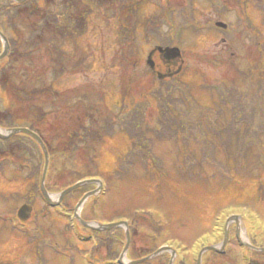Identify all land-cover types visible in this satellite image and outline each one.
I'll return each instance as SVG.
<instances>
[{
    "label": "trees",
    "instance_id": "16d2710c",
    "mask_svg": "<svg viewBox=\"0 0 264 264\" xmlns=\"http://www.w3.org/2000/svg\"><path fill=\"white\" fill-rule=\"evenodd\" d=\"M207 1L217 19L222 18L228 8L238 11L236 25L239 27L244 23L246 30L243 32L249 39V49H253L243 53L242 66L236 64L234 58L228 67L223 66L225 63L219 58L220 55L209 61L211 66H223L230 70V73L212 81L203 72L199 73L203 83L197 88L205 92L202 94L207 96L208 102L199 100L191 83L183 81L181 74L171 79L158 80L150 71L148 81L142 86L137 79L133 81L121 77L124 84L112 111L101 93H93L91 97L88 91L75 90L73 95L76 101L73 106L83 103V112L73 124V128L62 131L60 135L53 134L50 136L52 141H48L41 128L49 115L45 105L48 103L50 108L54 109L60 101L67 104L65 93L59 91L54 83L67 70L79 71L87 61L84 51L73 48V43L89 30V19L95 9L103 10L105 17L119 16L120 42L125 41L124 53L129 51L127 54L132 57L128 61L125 60L127 66L131 60L137 61L139 56L136 45L139 33L136 36L137 28L134 25H126L128 18L132 23L134 20L139 23L146 18L145 22H142L143 35L140 36L143 43L172 44L178 42L179 36L184 32L199 37L202 32H206L203 30H213L214 27L209 24L210 21L203 24L198 18L199 10L191 0L186 1L184 5L175 4L173 0H44L42 5L36 0H28L23 4L0 0V30L7 34L10 46L8 55L0 62V90L9 98L8 106L0 107V127L13 128L22 124L40 135L49 156L45 178V188L49 193H60L75 182L85 179L102 180L107 187L106 191L109 192L107 181L118 179V176H131L138 169H141L143 176L148 177L150 181L157 178V185H168L171 181L165 159L157 152L159 144L167 142L172 144L173 149L178 145L183 148L179 155L178 148L176 150L177 163L180 165L177 169L179 180L197 181L202 184L212 181L225 190L250 180L248 182H253L255 189L253 197L251 195L248 200L253 204L264 203V31L261 29L264 26V0ZM249 5L261 12V23L252 21L246 13ZM147 6H151L154 12L143 15ZM23 21L29 28L25 41L16 36V25L19 22L22 24ZM7 30L13 35L8 34ZM70 42L72 44L65 46ZM25 43L28 44L26 51ZM39 50L46 52L50 59L49 73L53 77L50 82L45 81L44 72H37V63L30 59L33 53ZM68 53L74 54L75 60L69 59ZM22 60L25 61V66L15 68L13 64ZM133 63L134 61L131 65ZM188 69L191 70L190 66ZM34 72L41 75L35 77ZM30 80H36L37 83L30 84ZM139 85L141 87L136 89ZM116 132L126 135L131 141V146L126 153L116 156L114 170L104 173L96 162L98 149L103 147L107 140L112 139ZM22 139L28 140L31 146L26 147ZM3 156L15 160L19 172H23L25 167L28 168L29 190L20 200L32 205L37 203V200H43L39 185L44 155L37 142L26 135L0 139V157ZM4 163L2 160L0 165L3 166ZM100 174H106V184L103 177H99ZM241 177L246 180L242 181ZM174 183L181 184L179 181ZM92 189V186H84L69 193L56 209H62L61 214L69 220L66 212ZM238 205L246 210L238 212L239 210H230L228 206L218 208L215 220L220 222V216L223 215L222 226L231 215H240L251 225L258 220V212L251 211L250 205ZM44 209L42 213L48 214V205H45ZM83 213L84 211L81 212L82 219ZM37 217L38 215L33 219L34 228L30 233H40ZM120 220L128 222L131 244L127 256L130 260L147 257L164 245L182 246L178 239L164 236L163 221L150 213L136 212L130 219ZM73 226L82 228L78 222L68 224L65 229L72 237L76 235ZM142 227L150 231L149 240L152 246L140 250L136 249L134 244L141 234ZM84 230L88 233L77 235L79 240L88 242L91 233L98 236L93 253L104 249L103 259L119 256L125 244V234L122 230ZM33 239V236H30L29 240ZM117 245L122 247L118 249ZM38 246V264H46L40 251L41 247ZM198 246L200 248L195 252L205 247L203 242ZM75 248L76 245L69 246L68 252L59 249L56 254L65 255L70 264H73L74 256L71 252ZM209 253L217 256V253ZM177 254L179 255L178 252ZM227 254L228 251L225 250L224 256ZM263 255H258L260 260L264 259ZM178 259L179 256L176 261ZM163 260L168 264L169 255L162 254L152 262L141 264H165ZM179 261L184 264V258Z\"/></svg>",
    "mask_w": 264,
    "mask_h": 264
},
{
    "label": "rangeland",
    "instance_id": "374dc122",
    "mask_svg": "<svg viewBox=\"0 0 264 264\" xmlns=\"http://www.w3.org/2000/svg\"><path fill=\"white\" fill-rule=\"evenodd\" d=\"M36 1L40 5L44 2V0ZM174 1L175 4L184 5L188 0ZM191 1L194 7L199 10L198 18L203 24H205L204 22L215 21L216 18L212 7L207 0ZM143 11V15H149L154 12L151 6L145 7ZM247 14L252 21L261 23V13L257 10L248 8ZM238 16L239 13L236 9L228 8L225 11L221 20L231 28L223 34L211 28L210 30H203L206 32H202L199 37H195L191 33H182L179 36V40H177L178 45L176 44L181 49L182 57L177 59L175 64L169 68L162 64L160 60L157 64L159 56L157 53L153 54L152 59L156 65L155 71L165 73L169 69L170 71L171 69L173 71L181 70L183 72L181 79L187 83H191L194 93L197 94L201 102H208L207 96L202 94L205 92L197 88L203 80L199 73L203 72L212 81L219 76L221 77V75H228L230 73V70L228 71L223 66L227 65L228 67L232 60L234 61L235 59L236 64L243 65L241 57H243V49L245 47L243 46V39L239 34L241 33L240 30H246V26L242 23L241 28L237 27L236 20L239 18ZM123 17L125 18V16ZM145 19L144 17L139 23L134 20L132 23V20L128 18L126 25H134L137 28V36V33L141 31L142 22H145ZM241 20L243 19L241 18ZM89 21L87 33L76 39L73 43V48L77 47L84 51L85 55H87V61L83 62L84 64L79 71L67 70L54 83L59 91L65 93L67 104L65 105L64 101H60L57 104L58 107L54 109H51L48 103L45 105V109L49 110V115H47V120L41 128L43 135L48 141H52V137L50 136L53 134L60 135L62 131L70 127L73 128V124L79 119L81 112H83V103L73 106L76 101L75 95H73L75 90H79L80 92L88 91V94L91 93V97H93V93H101L102 97L105 98L106 105L112 111L120 97L121 82H123L120 78L122 73V77L126 79H132L133 81L137 79L141 86L150 77V70L145 62L148 53L153 48L151 43H148L151 46L143 43L141 47L142 41L137 37L138 46L141 48L138 49L139 52L137 54L139 56L137 61L133 59L130 65L128 64L127 66L125 60L128 61L132 57H129V54H127L129 51L122 53L124 46L118 44V39L120 38L119 16L117 18L105 17L103 10L95 9ZM16 28L18 35H15L25 41L27 32L29 31L27 23L23 21L21 24L19 22ZM261 29L264 31V26ZM7 32L8 34H12L10 30H7ZM231 40L235 45H230ZM248 43L246 42V45ZM70 44L72 43H66L65 46ZM26 45L28 44L25 43V51L28 49ZM226 47L228 49L225 50ZM250 50L253 51L252 48ZM1 51L2 47L0 48ZM72 52L74 53V51ZM232 53L235 56L237 55L239 59H231ZM218 55H220L219 58L224 61L225 65L219 67L211 66L209 61ZM68 57L71 60H75L74 54L68 53ZM81 58H83V54ZM30 59L35 60L37 63V72H41V74L44 72L45 81L50 82L53 77L49 73L51 71V63L47 57V53H44L43 50L36 51ZM64 59L66 60L67 58ZM121 59L124 60L122 61ZM133 61L134 63L131 65ZM24 64L25 61L22 60L13 65L15 68H21L25 66ZM188 66H190L191 70L188 69ZM37 72H34L35 77L41 75ZM30 82L33 85L37 83L36 80H30ZM140 85L136 89L140 88ZM132 87L136 86L132 85ZM8 103V96L0 90V107L6 108ZM20 126L23 125L20 124ZM25 144L28 147L31 146L28 141ZM130 146L131 141L129 138L120 132H116L112 139L107 140L104 146L98 149L99 156L96 160L98 168L104 171V173L114 170L116 166L115 156L126 153ZM177 148L179 155L182 153L183 148L180 145ZM177 148L173 149L172 144L167 142H161L158 146L157 152L165 159V166L170 176L169 180L171 182H168V185L165 183L157 185L159 182H157V178L150 181L148 177L143 176L141 169H138L137 172L128 177L118 176V179L107 181L109 192L106 191L107 187L105 186L102 193L91 196V198L85 201L86 205L83 213L85 220L84 218L83 220L94 221L95 223L91 222L90 225L96 228L97 225H109L115 221H119L120 218L130 219L136 212L139 214L150 213L158 220L163 221L165 225L164 236H170L173 239L181 241L182 246L174 244L175 248L171 247L179 253V255L177 254L179 259L183 260L184 258V264H195V257L198 258L197 253L199 252L198 250L195 252V250L200 248L198 246L200 242H203L204 248H206L220 243V240L224 236V227L222 226L223 215L220 216V222L215 220L218 208L228 206L230 210H239L238 212H240L246 209L240 208L238 204H247L251 206V211L258 212V220L251 225L244 218L241 219L242 221L238 218L231 219L229 242L225 247L228 254L225 256L224 254H216L217 256H215L212 253H207L202 256V264H264V259L260 260V256H258L264 250V203L260 204L256 202L253 204L248 200V197L251 195L253 197L254 195V183L248 182L250 180L241 177L242 181H246L225 190L223 188L220 189L219 185L216 186L212 181L208 184H202L197 181L179 180L177 178V169L180 168V165L176 159ZM16 165L10 159L7 162V166L5 165L0 169V264H38L39 260L35 254L36 245L33 241L29 240L30 236H27L33 230L32 221L19 225L12 215L13 211L15 212L23 204L20 197L27 194L30 185V182L26 181L28 169L19 174L16 170ZM105 175L100 174L99 177H103V181L106 184ZM174 181H179L181 184H175ZM53 196L56 197V194ZM42 205L41 200H37L34 206L38 214L37 219H39L40 227L44 229V231L41 230V236L48 243L58 245L59 249L65 252H68L69 246L76 245V248L72 252L69 250L71 255L74 256L73 264H119V256L116 258V255L114 258L107 257L103 259L101 255L105 253L104 249L99 251V255L93 253V246L97 244L98 240L96 234L91 233L88 242L79 240L77 235H87L88 232L83 228L73 226L72 229L76 235L72 237L66 231L65 226L70 223L73 225L74 223L70 220V222L65 220L63 217H59L53 210H50L51 212L48 217L43 216L44 218H42L40 216L43 211ZM223 212H225L224 209ZM234 221H236L237 226ZM237 230L240 238L245 242L248 241L249 237L253 248L240 243L237 237ZM149 233L150 231L147 228H141V234L134 244L136 249L142 250L152 246L149 240ZM197 246L198 248H196ZM121 247V245H117L118 249ZM218 247L220 248V246ZM249 249H253L258 253H253ZM42 254L46 264H69L68 258L65 255L64 257L61 255L57 256L50 249L45 248ZM179 259L174 264H180ZM163 263H165V260H163Z\"/></svg>",
    "mask_w": 264,
    "mask_h": 264
},
{
    "label": "water",
    "instance_id": "95a60500",
    "mask_svg": "<svg viewBox=\"0 0 264 264\" xmlns=\"http://www.w3.org/2000/svg\"><path fill=\"white\" fill-rule=\"evenodd\" d=\"M13 1H15L16 3L21 4V3L25 2L26 0H13ZM216 26L219 27V28H223V29L226 28V25L223 24V23H221V22L216 23ZM0 38L4 42L3 53L0 55V60H1L7 54L8 46H7V40H6V38L4 37V35L1 32H0ZM157 50L163 56V58L166 59V60H168V61L169 60H174V59H176V58H178L180 56V51L178 50V48H169V47H167V48H158ZM151 54L149 55V57L147 59V64L150 67H153L154 64H153V61L151 60ZM3 132H4V134H3ZM17 133H23L25 135L30 136L31 138H33L40 145V147L43 150L44 157H45V164H44L43 174H42V178H41L40 189H41V193H42L43 197L46 199V201L50 205H52V206L57 205L58 202L61 201L66 194L70 193L71 191H73V190H75V189H77V188H79V187H81L83 185L90 184V183H94V182H98V181H94V180H85V181L78 182V183L74 184L73 186L67 188L66 190L62 191L58 195V197H59L58 198V202L57 201L55 202V201L51 200L50 194L45 190V187H44V180H45V175H46V170H47V165H48V154H47V150H46V147H45L44 143L42 142V140L40 139V137L36 133H34L33 131L29 130L28 128H14V129H8V130H4V131H1L0 130V138H6L7 136H10V135H13V134H17ZM94 194H96L95 191L94 192H91V193H89L87 195H85L82 198V200L75 207L74 217H76L83 224V226H85V227H91V228H93L92 225L90 226L88 224H85L83 221L80 220V217L77 214V210L79 209V207L81 206V204L84 202V200L88 196H91V195H94ZM31 212H32V206L31 205H28V204H23L18 209V211H17V217L21 221H27L30 218ZM230 220L231 219H229L228 222ZM227 226H228V224L225 227V237H224V241L222 243V249H223L225 243L227 242V239H228V236H229V232H228V227ZM120 227L127 228V224L125 222H122V223H114V224H109V225H105V226H99L98 229L99 230H108V229L120 228ZM125 233H126V245H125V248H124L123 253L120 256V261L121 262L123 260V257L125 256V253H126V251L128 249L129 243H130V237H129L128 231L126 230ZM237 237H238L239 241H241V239L239 237L238 231H237ZM206 250H213V251H216V252H221V251H219V249H217L216 246L209 247L207 249H204V250H202L200 252V254L198 256L197 264H200V260H201L202 253L204 251H206ZM165 251H170V250L167 247H162L156 253H154L153 255L145 258L144 260L152 259V258L158 256L159 254L165 252ZM171 253H172V259H173L175 253L173 251ZM142 261L143 260L137 261V262H134V263H130V264H136V263H139V262H142Z\"/></svg>",
    "mask_w": 264,
    "mask_h": 264
},
{
    "label": "bare ground",
    "instance_id": "6f19581e",
    "mask_svg": "<svg viewBox=\"0 0 264 264\" xmlns=\"http://www.w3.org/2000/svg\"><path fill=\"white\" fill-rule=\"evenodd\" d=\"M243 238L245 239L244 235H243Z\"/></svg>",
    "mask_w": 264,
    "mask_h": 264
},
{
    "label": "flooded vegetation",
    "instance_id": "af4514ba",
    "mask_svg": "<svg viewBox=\"0 0 264 264\" xmlns=\"http://www.w3.org/2000/svg\"><path fill=\"white\" fill-rule=\"evenodd\" d=\"M50 1V0H49ZM55 0H53V2H54Z\"/></svg>",
    "mask_w": 264,
    "mask_h": 264
}]
</instances>
